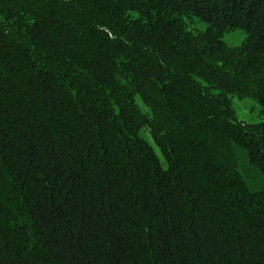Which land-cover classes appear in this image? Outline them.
<instances>
[{
	"label": "trees",
	"instance_id": "16d2710c",
	"mask_svg": "<svg viewBox=\"0 0 264 264\" xmlns=\"http://www.w3.org/2000/svg\"><path fill=\"white\" fill-rule=\"evenodd\" d=\"M0 264H264V0H0Z\"/></svg>",
	"mask_w": 264,
	"mask_h": 264
},
{
	"label": "rangeland",
	"instance_id": "374dc122",
	"mask_svg": "<svg viewBox=\"0 0 264 264\" xmlns=\"http://www.w3.org/2000/svg\"><path fill=\"white\" fill-rule=\"evenodd\" d=\"M205 25H200V29H204ZM246 36V33L243 31H236L233 33H228L225 35L224 39L227 42V44L231 46H238L240 45L244 38ZM234 107L237 111L238 117L247 122H256L260 120L259 118V112L258 108L255 107L254 103L248 99H234L233 101Z\"/></svg>",
	"mask_w": 264,
	"mask_h": 264
}]
</instances>
